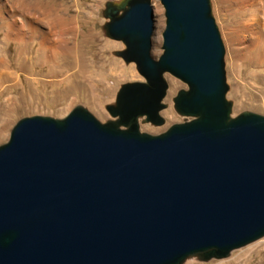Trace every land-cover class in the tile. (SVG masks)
I'll list each match as a JSON object with an SVG mask.
<instances>
[{
  "label": "water",
  "instance_id": "obj_1",
  "mask_svg": "<svg viewBox=\"0 0 264 264\" xmlns=\"http://www.w3.org/2000/svg\"><path fill=\"white\" fill-rule=\"evenodd\" d=\"M159 1L157 59L151 0L105 4L115 55L143 79L120 86L112 119L25 116L0 145V264H182L264 237V116L232 115L210 0ZM167 74L187 87L172 98L184 121L142 132L164 123Z\"/></svg>",
  "mask_w": 264,
  "mask_h": 264
},
{
  "label": "rangeland",
  "instance_id": "obj_2",
  "mask_svg": "<svg viewBox=\"0 0 264 264\" xmlns=\"http://www.w3.org/2000/svg\"><path fill=\"white\" fill-rule=\"evenodd\" d=\"M119 1L0 0V71H5L0 72V145L25 116L62 118L82 105L101 122L112 119L105 107L115 102L120 86L143 80L134 63L126 64L115 55L124 44L107 38L103 30L105 4ZM210 5L225 48L226 97L232 102V115L251 111L264 116V0H210ZM151 7V55L157 59L165 16L159 0H151ZM11 32L25 35L16 39ZM42 34L55 47L59 43L69 47L47 52L44 58ZM165 76L168 88L160 112L164 123L140 122L142 132L156 135L184 121L172 98L187 87ZM248 247L235 249L226 258L195 257L182 264H264V237L253 249Z\"/></svg>",
  "mask_w": 264,
  "mask_h": 264
},
{
  "label": "bare ground",
  "instance_id": "obj_3",
  "mask_svg": "<svg viewBox=\"0 0 264 264\" xmlns=\"http://www.w3.org/2000/svg\"><path fill=\"white\" fill-rule=\"evenodd\" d=\"M12 34H10L9 33V36H13L14 38H16V39H20V38H23L24 37V35H25V32H11ZM59 33V32H58ZM44 34V33H43ZM41 35V39H40V41H41V44H42V48H43V50L45 51V56H44V58H47L48 57V55H47V52H50V51H53V52H58V51H60V52H63V51H65L66 49H67V47H69L68 45H67V47H65L66 45H61V43H59L58 44V46H56L55 47V45H52V44H54V43H52L51 44V42H49V40L47 39V38H49V37H45V35ZM64 34V33H63ZM48 35V34H47ZM60 35H62V33H60ZM64 36V35H63ZM50 39V38H49ZM61 39V38H60ZM0 60H2V58L0 59ZM2 66V65H1ZM1 69V68H0ZM0 72H5V71H0ZM5 74V73H4ZM3 75V74H2ZM6 75H8V74H6ZM6 77V76H5ZM9 78H10V76H9ZM63 79H65V78H63ZM141 119V118H140ZM139 119V120H140ZM263 238V237H262ZM262 238H260V240L258 239V240H255V241H253V242H251V243H248L247 245H245V246H249L248 247V249H253L254 247H256L257 245H259V243L261 242V239ZM245 246H243V247H245ZM242 248V247H241ZM240 249V248H239ZM195 258V256H190V257H188L185 261L187 262V261H189V260H193Z\"/></svg>",
  "mask_w": 264,
  "mask_h": 264
}]
</instances>
